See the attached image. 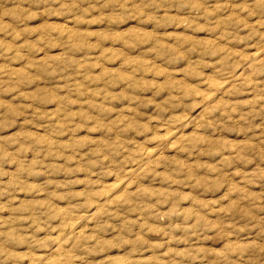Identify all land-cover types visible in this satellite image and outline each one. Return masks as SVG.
<instances>
[{
	"label": "rangeland",
	"instance_id": "1",
	"mask_svg": "<svg viewBox=\"0 0 264 264\" xmlns=\"http://www.w3.org/2000/svg\"><path fill=\"white\" fill-rule=\"evenodd\" d=\"M58 250L264 264V0H0V264Z\"/></svg>",
	"mask_w": 264,
	"mask_h": 264
},
{
	"label": "bare ground",
	"instance_id": "2",
	"mask_svg": "<svg viewBox=\"0 0 264 264\" xmlns=\"http://www.w3.org/2000/svg\"><path fill=\"white\" fill-rule=\"evenodd\" d=\"M129 174H130V173H129ZM123 189H124V188H123ZM69 233H70V234H71V233L75 234V230H71ZM77 233H78V232H76V234H77ZM65 258H66V254H65L63 251L58 250V251L55 253V261H54V263H55V264H63ZM33 263H34V262H33Z\"/></svg>",
	"mask_w": 264,
	"mask_h": 264
}]
</instances>
